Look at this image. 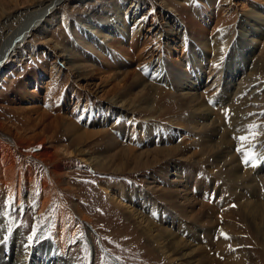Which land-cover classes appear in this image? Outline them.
Instances as JSON below:
<instances>
[{"label": "bare ground", "instance_id": "obj_1", "mask_svg": "<svg viewBox=\"0 0 264 264\" xmlns=\"http://www.w3.org/2000/svg\"><path fill=\"white\" fill-rule=\"evenodd\" d=\"M91 1L95 0H1L0 78L14 67L12 64L22 65L28 61L23 55L27 38L33 34L42 35L43 43L52 49L53 57L48 54L52 60L51 78L55 77L56 83L60 76L67 77L65 79L70 80L72 97L76 101L72 108L61 103L62 98L69 97L61 92L65 97L56 98V112L50 111L52 116L41 115L36 110L35 119L31 120L17 105L22 102V90L18 88L12 94L7 110L22 114L24 119L26 117L24 122L30 130H41L29 137L21 134L18 128L0 121V191L5 189L15 206L22 205L23 191L33 184L34 174L29 166L25 169L21 166L18 156L24 152L23 145L39 141L47 130L57 132L61 125L66 134L74 136L79 144L85 145L91 140L97 152L76 147L70 154L66 148L62 149L69 159L53 165L51 170L47 169L49 178H44L41 183L38 212L48 208L52 198L58 195L54 192L53 177L63 174L74 164L71 162L73 157L100 171L112 169L115 174H121L120 166L129 165L131 171H146L165 163L160 171L164 186L157 185L155 181L159 180L153 176L151 180L155 184L150 183L144 192L135 188V191L131 189L124 194L117 184L100 186L111 206L121 210L125 220L140 230L143 243L156 250L170 264H263L264 200L260 201L257 185L249 178L250 174L248 176L241 165L235 163V157L220 151L223 141L215 139L224 140L229 135L221 134L224 131L219 128L222 124L219 126L218 120L213 119L214 109L206 103L218 93L214 99L217 107L230 105L231 111L236 110L231 118L233 123L242 115L238 114L242 107V82L257 72V65L250 66L258 46L264 44V0H241L240 9L236 7L235 0H224L213 32L206 27L213 0H181L187 5L183 9L179 6L182 3L178 2L184 18L166 0H119L121 6L112 5L110 10L100 5L95 16L97 23L95 20L87 21L79 27L83 34L81 38L70 26L72 41L66 51L58 45L53 47L50 31L55 27L57 8L62 5L69 7L73 3L84 5ZM104 1L107 0L102 3ZM232 13L239 15L233 33L237 35L235 41L229 39L228 29H221L215 34L218 26ZM245 28L252 30L249 40H245L247 44L242 43L248 35ZM31 48L26 49L33 57L37 50L33 48L35 51H32ZM97 63H101L106 72H102ZM96 77L100 79L101 87L94 86ZM130 83L132 90L126 89ZM157 85L164 86L159 89L160 92L175 94L173 102L179 106L178 115L184 114L178 122H169L163 129H154L150 127L151 123H135L131 116L136 112L153 113V107L146 109L143 104L148 102L145 99L147 92L156 90ZM84 89L94 93L98 99L96 110L90 107L91 111L85 117L79 109L80 93ZM78 115L80 117H76ZM81 117L86 120L87 130L73 121ZM118 117H123L130 124L129 128L115 127L107 131L108 125ZM178 125L187 129L190 137L195 136L198 145L204 146L207 154L211 153L208 156L215 167L208 174L212 176L211 188L216 203L205 198L207 189L204 182L195 180L197 168L191 166L189 158L192 156L181 152L174 155L182 143L164 146L177 138ZM122 140L129 145L136 144L139 150L135 145L124 147ZM207 145L209 150L205 147ZM258 146L257 155L264 157V139ZM42 154L46 159L50 156L48 150ZM114 157L119 161H114ZM196 158L198 163L201 162L200 157ZM258 160L264 166V160ZM186 164H191L190 168L185 167ZM215 169L220 173L214 174ZM256 170L261 173L264 167L258 165ZM260 177L264 178V174ZM215 180L225 183L215 186ZM244 189L251 193L250 199L242 193ZM226 192L228 197L224 196ZM70 209L63 203L54 213L55 224L48 229L52 235V246L49 248L43 240L44 229L35 239L21 240L17 248L14 245L7 247L9 236L3 232L4 222L0 219V264H12L13 256L18 261L15 264H70L65 259L66 251L79 231L74 228L75 219ZM250 246H253L252 250ZM105 254L112 263L118 264L111 255ZM46 257H49L47 261Z\"/></svg>", "mask_w": 264, "mask_h": 264}, {"label": "rangeland", "instance_id": "obj_2", "mask_svg": "<svg viewBox=\"0 0 264 264\" xmlns=\"http://www.w3.org/2000/svg\"><path fill=\"white\" fill-rule=\"evenodd\" d=\"M102 1L103 0L85 2L84 5L73 3L70 4L69 7H64L63 5L59 6L57 8V14L55 15V18L57 19L54 22L55 27L50 31V36L53 40L52 46L54 47L55 45H58L61 49L66 51L70 45V42L72 41L69 27L71 26V28L76 31V34L79 36V38H81L83 34L81 33V29L79 27L84 26L87 21L94 22L95 20L97 23L95 16L100 10V5H104V8L106 10H110L112 8V5L115 4L119 7L121 6V2L119 0H107L104 1V3H102ZM166 1L171 7L173 6V8H176L180 15L181 13L183 15V11L180 10L179 6H182L183 9L187 8V5L184 2H181V0ZM178 2H181L182 4L179 3L180 5L178 6ZM223 2L224 0H213V6L209 8L210 10L208 9L210 11L209 15H211V17L210 21L206 22V27L209 30L211 29L210 32L212 31V28H214V25L219 18V13L221 10L220 8H223ZM235 3L236 7H239L240 9L241 0H235ZM1 6L2 5L0 0V13L2 10ZM188 13L189 11L187 12V14ZM238 18V14H229L223 20L220 26H218V28L215 30V34H218V31H221V29H228L227 32L230 34L229 39H233L235 41L237 35L234 36L233 33L236 22H238ZM184 23L186 24V20L184 21ZM1 24L2 20L0 18V26ZM250 31L252 30L248 28L246 29L245 33L248 32V35L243 38V44L245 43V40H249L248 36L251 34ZM239 34L240 33H238V35ZM27 39L28 43L26 44V48L28 47L29 49L32 47L31 50H37V54H35L33 57H30V54L27 52L28 50L24 46L23 49L25 48V54L23 55H26L25 58H28V61L22 65L12 64L14 67L10 68L11 70L5 71V73L2 74L0 78V121H4L8 126H14L18 128V131L21 134H25L26 136L31 137L33 134H35V132H40L41 129L30 130L28 128V125H25L24 122L25 119L27 121L26 117L24 119V116L22 114L20 115L19 113H15L14 111L7 110L9 108L8 102L13 98L12 94L18 88L22 90L23 95L21 96L22 102L17 105L22 108L20 110L25 114V116H30L31 120L35 119L36 110H39L41 115L46 113L47 115L52 116L50 111L56 112V105L54 106L55 103L57 104L56 98L58 96H61V98L65 97L63 93L61 94V92L69 95V97L66 96L65 99L62 98L63 102L60 101L61 103L68 104L72 108L76 100L72 97L73 91H71L70 89V80L65 79L67 77L60 76L59 81H56V83H54L56 78H51L52 75L50 76L51 71L49 70H51L50 62L52 60H50L48 54L52 56V53L50 51L52 49L50 48V45L47 46L43 43V36L33 34ZM33 48L35 50H33ZM100 64L101 63H99L98 65L97 63V66H99L102 72H106L105 68H103V66H101ZM256 65L258 67L257 72L253 74V77H251L252 75L246 77V81L244 80L242 82L243 87L242 89H240L241 92L239 91L240 94L243 93L242 96H240L242 107L238 114L241 113L242 115L239 117V120H234L235 123H233V120H231V118H233V112H235L236 110L231 111L230 105L223 108L217 107L218 105L216 104V100L214 99L217 98L218 93L213 97V99H209L207 101L206 106L214 109L213 119L218 120L219 126L221 124L223 125L219 127L221 132L224 129V131L220 133L227 136L229 135L224 139L226 141V144L224 143L225 141L222 137V139H215L216 141L218 140V142L223 141L221 147L219 148L221 149L220 151L224 150V152L232 154L235 157V163L239 166L241 165L242 171L244 170V172L247 173L248 176L250 174L249 178L254 181L255 185H257L256 189H259L258 197L260 196V201H262L264 200V178H261L260 176L264 174V171L259 173L256 169L258 165H260L261 167L264 166L261 165L259 160L256 161L255 166H252L251 163L245 164L243 162V154L237 151V149L241 147V144L237 138L248 135V129L250 125L257 126V128L255 129V138L251 141V144L255 145L256 152L257 149L260 148L258 146L259 142L264 139V44L258 46L252 58L250 67H256ZM138 71H140V69ZM54 72L55 71H53V74ZM35 78L37 81L35 80ZM93 84L94 86L97 85V87H101L100 79L98 77H96V79L94 78ZM20 85H22V87ZM47 85H49L48 90L46 87ZM160 88L162 89L164 88V86L157 85L156 90L147 92L145 99H147L148 102L143 104V107H145L146 109L153 107V113H132L131 116L132 118L134 117L133 119L135 123H151L150 127L163 129V127H165L164 125L167 126L169 122L176 123L178 122V120H180L181 117H183L184 114H181L180 116L178 115L179 106L176 105V102H173V97L175 94L172 92H160ZM52 89L55 91H53ZM126 89H133V87H131V83L128 84ZM56 90L59 93H57ZM52 92H54L55 94ZM93 94L94 93L86 92L85 89L80 93L81 98L79 102V109H81V115L84 117L85 114L91 111L90 107L95 109L96 105L98 104V99ZM53 97H55V99H52ZM64 104H62V106H64ZM103 105H105V103ZM238 114L236 113V115ZM76 117H80V115ZM84 117H81L80 120L78 118L73 119V121L81 129L87 130L88 128H85L86 120L84 119ZM118 121L122 124L118 125ZM127 124V121H125L123 117H118L114 118L111 122V125L109 124L110 126L108 125L106 129L110 132L115 127H120L121 129L129 128L130 124ZM181 126L182 125H178L177 127V138L166 143L164 146L167 147L173 143V145L179 142L182 143L181 147L178 148L174 155H177L181 152L185 156H192V158H189L191 159L190 162L192 164L190 165L197 168L195 180H202V182H204V187L206 186L207 189L205 198L208 197V201L210 202L211 200H215L214 203H216V199H213L211 188L212 176L211 174H208L209 172H211V169L215 167V164H212L213 160L209 159L208 156L211 153L207 154L203 149L204 146L200 147L198 145V142L196 141L197 138L195 136L190 137L187 134V129H182ZM183 130H185L186 132ZM43 136L41 137V139H39V141L23 145L24 152L22 151L21 156L17 155L20 158L19 160L21 162L22 168L25 169L29 166L34 173L32 176L33 186L31 185L28 190L26 189V191H23L22 205L15 206L13 202L9 200L7 191L5 189H2L0 191V219L2 220V223L4 222L3 232L8 233L9 236L7 240V247H11L14 245V247L17 248L16 246L19 243L29 240V237L35 239L43 229L45 231L43 240H46V246H48V248L52 246V235H50L49 228H51L55 224L56 220L54 213L57 211V209L59 210V206L64 203L67 208H71L69 211L73 213L72 215L75 219L74 228L77 227V229L79 230L77 235L75 234L73 240L69 243L70 246L66 251L65 259L69 261L70 264H114L111 262L110 258L107 259L105 252L111 255V258L116 259L118 264H170L166 261L165 258L160 257L156 250H153L152 248L149 249L148 246L144 244L145 242L143 243V236L140 230L137 229V227H135L132 223H129L125 220L123 214H121V210L111 206L106 194L104 195L100 189V186L112 183L121 186L122 192L124 194H127L131 189L135 191V188L139 192H144L146 191L150 183H154L151 180L152 176L160 181H155L157 185L164 186V178H162L163 175L162 173H160V171L164 169L165 163L162 166L152 167V170L150 168L146 171L139 169L131 171L129 165H125V167L120 166L122 170L121 174H115L113 173L112 169L106 168L107 170L100 171L98 169H95L90 164L86 165V163L81 161L78 157H73L71 158V162L74 164L65 169L63 174H60L58 177H53L54 192L58 195H55L52 198V202L48 206V208L44 209L43 212H38V198L40 190L42 188L41 183L44 178H49L47 169L51 170L53 165L69 159L66 158L69 155L62 152V149L66 148L67 150H69L68 153L70 154H73L74 148L76 147L83 148L86 151H88L89 149L92 152H97L95 148L96 145L91 140H89L91 141L90 143L88 141L87 144L81 145L74 140V136L69 137V135H67L64 131V128H61V125L57 132L52 133V131L47 130L43 134ZM12 137L14 138V136ZM227 139L229 141H227ZM230 140L232 143L230 142ZM43 141L44 143L42 145L41 142ZM121 143L124 144V147H133V145H135L136 149L139 150V147L136 144L129 145L126 140H122ZM160 145L161 147H163L162 144ZM208 146L209 145L205 146L207 150H209ZM248 146L249 145L247 144L244 145L245 148H247ZM46 150L49 151L50 155L47 159L44 158V155L42 154V152ZM196 157H200L198 159H202L201 162L198 163L196 161ZM113 160L119 161V159L115 157ZM172 161L176 163L179 162L178 160ZM190 165L186 164L184 166L190 168ZM219 171L220 170L215 169L213 173L219 174ZM218 174L217 176H220ZM56 178H58V181L56 180ZM223 182L224 181L221 180H215L214 185H223ZM242 193L248 199L252 197L251 193L247 192L245 189ZM256 193L257 191H255V194ZM224 196L228 197V193L226 192ZM256 199L257 196L255 197V200ZM231 205L233 208H235L234 202H232ZM34 229L35 233L33 231ZM250 249L252 250L253 246H250ZM48 258L49 257H46V261L48 260ZM16 259L17 258L14 259L13 256V260L15 262L12 261V264L18 263ZM8 262L11 263L9 260Z\"/></svg>", "mask_w": 264, "mask_h": 264}, {"label": "snow or ice", "instance_id": "obj_3", "mask_svg": "<svg viewBox=\"0 0 264 264\" xmlns=\"http://www.w3.org/2000/svg\"><path fill=\"white\" fill-rule=\"evenodd\" d=\"M257 128L256 125H250L248 129V135L238 137L241 147L237 149L238 152H241L243 154V162L245 164L251 163L252 166H255V163L258 159L264 160V157H260L257 155L255 151V145L251 144V141L255 138V129ZM249 145L247 148L244 147V145ZM35 233V229L33 230ZM29 239H32V237H29Z\"/></svg>", "mask_w": 264, "mask_h": 264}]
</instances>
